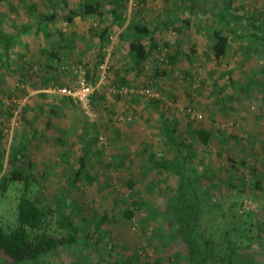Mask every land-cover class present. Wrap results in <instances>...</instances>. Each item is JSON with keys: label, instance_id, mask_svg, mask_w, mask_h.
<instances>
[{"label": "rangeland", "instance_id": "obj_1", "mask_svg": "<svg viewBox=\"0 0 264 264\" xmlns=\"http://www.w3.org/2000/svg\"><path fill=\"white\" fill-rule=\"evenodd\" d=\"M82 1L0 0V177L11 167L9 154L25 146L28 156L17 162L30 175L25 193L68 214L77 230L75 244L18 264H189L185 244L173 231L176 219L168 205L174 199L188 216L202 213L198 231L203 238L210 235L214 247L225 248L222 225L229 217L247 222L254 240L248 245L237 237L243 241L238 255L264 264V59L251 44L252 28L235 21L232 29L244 36L216 63L212 32L228 30L216 17L220 0H98L104 10L116 6L125 18L122 26L109 14L67 22L68 9ZM51 11L53 20L40 21ZM231 12L264 20V0H232ZM129 21L147 25L153 35L154 42L142 40L147 56L139 64L129 57L122 35ZM25 23L38 25L37 31L14 36L6 53L2 33ZM105 25L103 53L108 45L111 52L89 118L69 97L48 90L72 88L81 71L96 82L98 75H92L104 55L99 59L94 32ZM109 86L127 92L114 94ZM145 88L156 96L138 93ZM158 110L185 145L187 178L197 180L195 186L184 182L179 193L178 176L148 159L149 152L173 156L159 133ZM197 128L210 133L206 144ZM80 157L84 173L74 180ZM23 192L21 181L1 193L2 223L15 222ZM125 209L133 211L132 218L122 216ZM54 222V232L64 234ZM219 255L221 249L208 264H226Z\"/></svg>", "mask_w": 264, "mask_h": 264}, {"label": "trees", "instance_id": "obj_2", "mask_svg": "<svg viewBox=\"0 0 264 264\" xmlns=\"http://www.w3.org/2000/svg\"><path fill=\"white\" fill-rule=\"evenodd\" d=\"M220 1L222 8L219 10L217 16L221 21L220 24L222 22L226 24L228 30L224 33L220 28H214L212 32L213 42L211 44V52L216 63H219L223 58L226 48L235 38H242L244 36L240 30L234 31L232 29L235 21H239L242 25L245 24L252 28L253 33L251 35L253 38L251 39V44L256 51L262 52V59H264V20L256 19V17L249 18L247 16L237 15L231 12L232 0ZM90 14L99 17L109 14L112 22L116 21L118 26H122L125 22V18L119 13L116 6L110 10H104L98 0H83L78 8H69L64 18L67 22H71L75 16ZM55 17L56 12L51 11L48 14H41L40 21L53 20ZM37 27L34 28L31 23H25L13 28V31L3 32L2 39L6 53L11 46L14 36L33 28L34 31H37ZM94 33L102 49L99 55L100 59L106 54L103 53V50L108 43V26L105 25L99 32ZM122 33V35L128 37L127 53L129 57L135 64H139L147 56V49L142 42V38L147 37L154 42L151 30L145 24L129 21L124 26ZM97 75L98 72L94 70L92 79L97 78ZM89 81L92 82L90 79ZM247 87L248 83L243 84L241 89H246ZM20 117L24 119L23 114H20ZM159 133L164 139L166 145L165 151L166 149H170L173 152V156L170 159L158 158L155 153L149 152L148 159L151 165L158 169L170 171L178 176V187L175 189L178 193L180 186L186 181L190 186H195L197 180L194 178L188 179L186 176L187 152L185 151V145L179 138L176 128L163 114H160ZM195 134L203 144H206L210 138V133L203 128H197ZM9 155L11 167L0 177V199L2 196L1 193L8 190L12 183L17 184L22 181L24 192L19 194L15 203V222L8 224L2 223L0 220V260L6 264H18L29 260L34 261L40 255L51 254L59 246L75 244L77 241V230L69 215L58 211V208L43 207L40 205V202L25 193L28 190L30 175L28 172L24 173L22 170H19L20 168L17 162L20 156L24 158L28 156L26 147L24 146L18 152L13 151ZM30 166V161H26L24 170L29 171ZM84 167L85 159L80 157L78 168L74 172V180L80 179L84 173ZM255 186L259 188L260 183L255 182ZM168 206L169 211L176 219L173 231L185 244L189 264H208L207 260L210 258L209 256L220 251V249L224 255H219L218 259H221V262H225L226 264H262V262L254 261L252 258L238 255L243 247H241V239L239 240L237 237L247 240L245 243L248 245L254 240V236L249 233V227L246 226L247 222H234L236 216L233 218L229 217V221H224V225H222L223 229H225L222 236L225 238L226 246L225 248H221L220 246L214 247V241L211 236L209 235L203 238L198 231L202 213H196L194 211L192 216H188L183 211V207L178 203L177 199H174ZM122 216L130 219L133 216V211L131 209H125L122 211ZM153 217L155 218V215ZM105 219L106 216H101L95 224V229H99ZM54 220L57 223L55 229L57 231H65L64 234L54 232ZM261 250L264 251V248Z\"/></svg>", "mask_w": 264, "mask_h": 264}, {"label": "built area", "instance_id": "obj_3", "mask_svg": "<svg viewBox=\"0 0 264 264\" xmlns=\"http://www.w3.org/2000/svg\"><path fill=\"white\" fill-rule=\"evenodd\" d=\"M111 52V45L107 46L106 54L104 55L103 61L100 65V71L98 73V78L96 82L92 83L90 82L83 71L78 75V79L76 82V85L72 88L67 87H58V88H50L48 91L51 93L60 94L66 97H69L74 103L78 104L80 108L83 110V112L86 114L87 117L93 118V110H92V97L94 94V91L100 84L105 83L106 78V69L108 66V59L109 54ZM108 91L112 93H118V94H124L127 92V88L124 86L115 87V86H109ZM131 91V90H130ZM139 94H145L149 96H156L154 92L149 90L148 88H145L143 90L138 91ZM188 111H191L189 108ZM192 115L200 118L201 115L197 112L192 111ZM100 139H102L100 137Z\"/></svg>", "mask_w": 264, "mask_h": 264}, {"label": "crops", "instance_id": "obj_4", "mask_svg": "<svg viewBox=\"0 0 264 264\" xmlns=\"http://www.w3.org/2000/svg\"><path fill=\"white\" fill-rule=\"evenodd\" d=\"M80 16H83V15H79V16H75V17H77V18H80ZM216 17H218V16H216ZM133 23H136V22H133ZM138 24H141V23H138ZM126 25V24H125ZM124 28V27H123ZM30 30H33L34 31V28L33 29H30ZM27 31H29V30H27ZM96 38V37H95ZM126 38H127V40H128V37L126 36ZM144 38H146V37H144ZM143 39V38H142ZM12 43V42H11ZM11 47V46H10ZM4 49V48H3ZM5 50V49H4ZM132 60V59H131ZM133 61V60H132ZM157 114H158V117H159V119H160V114H163L162 112H160L159 110L157 111ZM163 116H165L164 114H163ZM166 117V116H165ZM159 123H160V121H159Z\"/></svg>", "mask_w": 264, "mask_h": 264}]
</instances>
